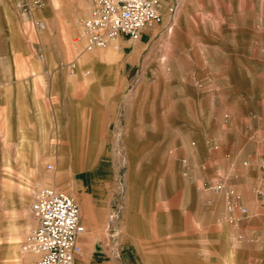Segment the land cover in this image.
Masks as SVG:
<instances>
[{"label":"rangeland","instance_id":"374dc122","mask_svg":"<svg viewBox=\"0 0 264 264\" xmlns=\"http://www.w3.org/2000/svg\"><path fill=\"white\" fill-rule=\"evenodd\" d=\"M47 2L67 8L0 0V58L29 54L39 25L29 14ZM157 10L160 23L138 40L85 52L83 37L73 53L104 66L99 82L92 69L83 73L100 99L97 137L86 128L71 153L85 159H66L70 145L50 136L43 146L59 158L35 160L20 140L14 160L1 138L0 264L33 260L21 247L45 188L77 206L83 233L73 264H235L237 248H264V234L237 231L264 216L252 209L264 202V0H160ZM215 181L224 189L212 190ZM230 202L246 212L228 211ZM214 228L227 236L222 262Z\"/></svg>","mask_w":264,"mask_h":264},{"label":"crops","instance_id":"0c3cea01","mask_svg":"<svg viewBox=\"0 0 264 264\" xmlns=\"http://www.w3.org/2000/svg\"><path fill=\"white\" fill-rule=\"evenodd\" d=\"M65 1V11L54 9L47 2L42 9L29 14L39 25L34 31L35 42L27 43L28 55L21 58L13 50L0 58V141L3 137L4 143L12 145L14 160L20 140L31 144L35 160L59 158L43 146L52 142L50 136L61 145H70L66 159H85V155L71 154L77 138L84 137L86 128H91L92 137L98 135L100 99L94 95V88L85 87L83 73L85 68L92 69L91 82H99L104 78V66L99 60L90 67L79 62V54L73 55L84 43L79 25L89 14L90 0H81L84 6L78 4L80 0ZM113 54L111 49L106 52L108 57ZM58 149L64 151L62 146ZM258 208H264V202H255L252 209ZM224 231L214 228L220 262L226 255ZM237 231L258 239L264 234V216L243 221ZM236 256L235 264H264V248L245 251L239 247Z\"/></svg>","mask_w":264,"mask_h":264},{"label":"built area","instance_id":"2783aa9c","mask_svg":"<svg viewBox=\"0 0 264 264\" xmlns=\"http://www.w3.org/2000/svg\"><path fill=\"white\" fill-rule=\"evenodd\" d=\"M159 1L90 0L89 14L81 22V34L86 41L84 51L102 49L117 38L138 40L145 30L160 23ZM210 188L221 191L224 186L215 181ZM236 208L241 214L246 212L234 202L227 203L228 211ZM29 211L36 225L21 247L23 253L33 257L27 264H73L80 251L77 239L83 228L71 197L60 190L45 188L35 195Z\"/></svg>","mask_w":264,"mask_h":264},{"label":"bare ground","instance_id":"6f19581e","mask_svg":"<svg viewBox=\"0 0 264 264\" xmlns=\"http://www.w3.org/2000/svg\"><path fill=\"white\" fill-rule=\"evenodd\" d=\"M113 41H116V40H113ZM113 41H112V42H113ZM106 47H107V46H105L104 48H106ZM104 48H103V49H104ZM54 189H55V188H54Z\"/></svg>","mask_w":264,"mask_h":264}]
</instances>
